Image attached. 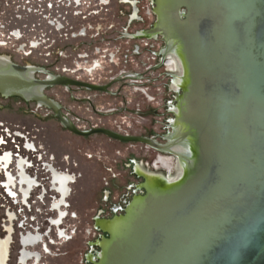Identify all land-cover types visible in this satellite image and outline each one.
I'll use <instances>...</instances> for the list:
<instances>
[{
    "label": "water",
    "instance_id": "1",
    "mask_svg": "<svg viewBox=\"0 0 264 264\" xmlns=\"http://www.w3.org/2000/svg\"><path fill=\"white\" fill-rule=\"evenodd\" d=\"M154 2L150 33L178 49L183 65L172 150L162 139L159 145L103 128L81 130L44 93L56 86L109 92L117 80L37 79L46 72L9 60L0 67V97L48 109L76 136L103 135L177 156L154 154L145 192L133 191L125 214L100 225L108 238L94 264H264V0ZM181 71L169 53L160 135L171 132L167 105Z\"/></svg>",
    "mask_w": 264,
    "mask_h": 264
},
{
    "label": "rangeland",
    "instance_id": "2",
    "mask_svg": "<svg viewBox=\"0 0 264 264\" xmlns=\"http://www.w3.org/2000/svg\"><path fill=\"white\" fill-rule=\"evenodd\" d=\"M28 2L0 0V36L8 37L7 45L0 46V56L17 65L98 85L120 76L148 73L150 82L140 78L120 80L112 88L113 96L60 86L44 93L81 130L102 127L124 135H160L165 63L162 66L156 64L161 61L163 43L159 35H151L149 39L142 37L144 31L157 23L154 0H107L108 5L101 7L98 0L91 4L86 2L87 5L81 8L83 12L88 13L93 8L99 12L86 19L75 17L71 7L62 8L53 13L55 17L62 16L59 21L65 30L61 32H55L46 22L51 11L42 12V15L41 12L29 13ZM111 26L119 30L108 29ZM84 28L87 29L86 36H83ZM12 31H19L23 38L20 41L11 38ZM35 39L48 42L32 50L31 54L26 49L20 51L24 44ZM146 44L150 46L145 47ZM95 64L99 66L94 68ZM150 67L151 70L146 71ZM35 77L43 79L44 75L36 73ZM116 109H120L119 113L113 111ZM14 133L25 139L15 137ZM0 135L12 137L7 145L0 144V159L8 152L13 156L6 169L0 161V241L7 236L8 213L16 214L11 222L14 231L6 264H17L21 234L33 229L44 231L47 227V206L55 197L43 166L47 162L57 169L69 170L76 176V182L71 184L67 199L69 214L60 225L68 239L57 240L54 228L51 233L45 230L55 243L51 245L45 237L52 254L41 253L40 264H89L83 259L98 251L90 244L105 237L92 223V218L109 220L120 216L121 211L110 209L118 204L124 208L120 196L125 195L128 202L134 191L126 190L124 186H137L140 180L131 173V162L136 168L141 162L150 163L154 151L140 143H119L103 135L76 136L62 129L48 109L13 98L0 97ZM26 141L41 147L40 153L26 152L23 149L27 147ZM157 142L160 144V138ZM75 145L83 147V152L72 150ZM68 155L70 160L66 159ZM18 157L27 165L32 162L27 173L49 189V194L42 199L38 195L39 189L31 192L27 199L30 207L15 204L4 186L7 173L17 176L14 161ZM75 164L78 167H74ZM120 179L128 181L127 184Z\"/></svg>",
    "mask_w": 264,
    "mask_h": 264
},
{
    "label": "flooded vegetation",
    "instance_id": "3",
    "mask_svg": "<svg viewBox=\"0 0 264 264\" xmlns=\"http://www.w3.org/2000/svg\"><path fill=\"white\" fill-rule=\"evenodd\" d=\"M136 2H137V0H136ZM136 2H134V4ZM101 5H103V6L108 5L107 0H103ZM154 28H155V26L152 29L148 30V31H144L143 34H142V37L149 39L151 37L150 31L153 30ZM108 29H110V30H113V29L114 30H119L117 27H114V26H111ZM86 32H87V29L84 28L83 36H86ZM155 35H159L161 37V41L163 43V48H162V51L160 53V58H161L160 60L161 61L157 62L156 66L157 65L158 66H162L163 63L166 62L167 55L169 53H173L174 52V54L176 56V59L179 62V66H180V68L182 70L181 71L182 74H181V77H180L181 78V82H180V84L178 86H176L175 83L173 84V87H174V90H175L174 91L175 95L173 97L172 102L167 105L169 113L173 116L171 121L167 122V127H168V129L171 130L170 134H165V135H145V136H139V137L153 139L156 143H158L157 140H158V138H160L163 141H165V143L163 144L164 146L171 144L170 145V149L172 150V146L176 145V142H177L176 135H177L178 131H176V133H175L174 132V130H175L174 127H177L175 123H177L178 98H179V96L182 95V87H183V83H184V81H183V65H182L181 59L179 58V50L176 49V48H173L172 45L168 44L166 42V40L164 39V37L161 35V33H157ZM149 46H150L149 44L145 45V47H149ZM98 66H99V64H95L93 67L95 68V67H98ZM91 70L92 69H90L88 71H91ZM149 70H151V67L149 69H147L146 71H149ZM45 72L46 73H43L44 76L47 75V74H52V73H50L48 71H45ZM167 74L170 75V73H168V72H167ZM172 76H174V75H172ZM124 78L130 79V80L137 79V78L139 79L140 78V79H143V80L148 81V82L151 81V78L149 77L148 73H142V74L139 73V74H135V75L132 74V75H127V76H125L123 78H121V76H120V78H112V79H110V81L108 83H110L113 80H117L118 82L114 83L109 88V92H101V93H103L104 95H107V96L115 95L113 93V90H112L113 86H115L117 83H119L120 80H122ZM108 83L100 84V85H106ZM120 92H121V90L118 91L119 94H120ZM119 110L116 109V110H113V111L119 113ZM53 117H54V115H53ZM58 124L61 126V124L59 122H58ZM91 128H102V127H91ZM62 129L66 130L63 127H62ZM103 129H107V128H103ZM108 130H111V129H108ZM111 131H113V130H111ZM114 132H117V131H114ZM54 135L56 137L58 136L57 133H54ZM122 135H124V134H122ZM125 135H127V134H125ZM130 136H134V135H130ZM109 139H111V138H109ZM111 140H114V139H111ZM114 141H116V140H114ZM117 142H119V141H117ZM119 143H124V142H119ZM159 145H161V144H159ZM144 147L150 149L151 151H154L155 154H168L171 157H173V159L178 161L177 156L172 154V153H168L166 151H161V150H158V149H155V148H152V147H147V146H144ZM40 148L41 147H37V152L38 153H40L39 152ZM72 150H74V151H76L78 153H81V152H83V147L75 145V146L72 147ZM71 156L68 155V157L66 159L70 160ZM40 157L42 158L41 154H40ZM9 160H10V156L8 154H5L3 156V158H2V161L4 162L5 166L8 164ZM22 164H23V162L19 161L17 163V169L21 170L19 172L20 178L22 179L23 182L25 181V183H26L28 181V179L22 174V168H21ZM48 164H49V166H50V168L52 170V180H53V183L56 185V187L53 188L52 190H50V191H52L54 193L55 197L52 198V201L47 206L49 210H47V214H46L47 215L46 217L48 218V220H46L47 227H46L45 230H48L51 233L52 229L54 228L55 232L57 234V237H56L57 240H62V239L63 240H67L68 239L67 235L65 234L64 230H61V226L60 225L63 223V220L65 219V216H68V214H69L68 209L70 208V204H69L67 199L69 198L70 193H71V188H70L71 184L76 182V176L71 174L69 172V170H66V169H61L60 170V169L55 168L52 164H50V163H48ZM131 165H132L131 173L133 174L134 177L140 178L142 180V182L138 186H135L133 184H130V185L127 184L128 181H126L125 179H122V180L120 179L122 182H124V185L127 184V186L123 185L124 188H126V190H128V191L133 189L134 191L135 190H137V191L141 190V191L145 192L144 187H143L144 184H145V178L144 177H146L147 175H150L148 173L149 170L154 171V169L152 168V166L149 163H146V162L145 163L141 162L139 165H137V168H136V164L133 161L131 162ZM74 167H78V165L75 164ZM79 177H82V174L81 175L79 174ZM118 177H120V176H118ZM156 177H158V176H156ZM160 177L161 176H159L158 178L159 179H163V178H160ZM114 178H116V176H114ZM6 180H7V185L8 186H10V184L13 185V177H12L11 174L8 173V175L6 177ZM37 189H39V194L38 195L41 196V199L43 198L44 195L49 194V190H46L43 187V185H41V184H31V185L27 186V188H26V190L24 192L25 199L27 200L28 197L31 195V192H33L35 190L37 191ZM10 194L13 195V193H10ZM135 197L136 196H133L130 201H132ZM120 199H121V203L124 204V208H122L121 205L118 204V205H113V207L110 210L112 212L121 211V212H123L125 214V211H126L128 205L131 202L130 201H129L130 203L127 202V198H126L125 195L120 196ZM10 214L11 213L9 212L8 216H7L8 217L7 224H9L8 227L6 228L7 229V231H6L7 236L2 241H0V264H6V262H7V258H8V254H9V246H10L11 239H12L11 234L14 231V228L12 227V224L10 222H12L15 219V217H12V216L9 217ZM75 216L76 215L74 214L73 217H75ZM115 218H118V217H115ZM115 218L112 217L109 220H106L104 218H102V219L101 218H92V220H91L92 223L97 226V230L99 232L104 233L105 237H101L99 239V241H96L95 243H91L90 244V247H95V248H97L98 251L94 252L92 255L86 256L83 259V261H85L86 263H89V264H94L96 261H98V257H99L98 254L101 251L100 244L102 242V239L103 238H108V234L103 231V229L100 227V225L102 223H104V222L111 221V220H113ZM34 231L37 234L34 237L29 235L26 238H21L26 233L21 234L20 240H19L20 250H19V253H18L17 264H28V262H30L31 264H40L41 253L47 254V255L48 254L49 255L52 254V251L50 250L49 244L47 242L48 240L51 239V236H49L48 234H45L44 231H41V230L38 231L37 229H33V232ZM29 232H31V231H29ZM45 237H47V241H46ZM50 241H51L50 243H52L51 245H53L55 243L52 240H50Z\"/></svg>",
    "mask_w": 264,
    "mask_h": 264
},
{
    "label": "built area",
    "instance_id": "4",
    "mask_svg": "<svg viewBox=\"0 0 264 264\" xmlns=\"http://www.w3.org/2000/svg\"><path fill=\"white\" fill-rule=\"evenodd\" d=\"M28 1H29L28 2L29 6H27V8H28L29 13H32V12L40 13L41 12V15H42L43 13H49V11L52 12V15H49L48 17H46V22L50 26V28H52L55 32H61V31L65 30V27L59 21V19H61L62 16L59 15V17H55V15L53 14L57 11H60V9H62V8H70L71 7L72 9H74L73 15L75 17H78V18L81 17L83 19H86L87 17H90L91 15L96 16L99 14L98 10L95 11L94 8L90 9V11L88 13L83 12V10L81 9V8H84L87 5V3L91 4V3H94L96 0H86V1H84V0H28ZM102 1L103 0H98L99 7L103 6V5H101ZM87 8L89 9V7H87ZM3 28L6 29V26H3ZM9 35L11 38H14L16 41H20L23 38V36L20 34L19 31H17V32L12 31ZM7 38L8 37L7 36L5 37V35L0 36V46H6L7 45ZM46 42H48V41L42 40V39H35V40L28 41L26 45L24 44L22 46V49L20 51L24 52L26 49V52L28 54H31L32 50H35V49L41 47L42 44H46ZM37 108H40V107L37 106ZM6 132H8V130ZM14 136L17 138L25 139V137L20 135L19 133H14ZM10 139H12V137L10 135H7V136L6 135H0V144L1 145H7L9 143ZM27 142L28 141H26V143ZM31 144H34V143H31ZM23 149L26 152L33 153V152H30V150L27 147L23 148ZM36 153H38V152H36ZM32 166L33 165L31 162L30 167L27 166V169L31 168ZM43 166H45V165H43Z\"/></svg>",
    "mask_w": 264,
    "mask_h": 264
},
{
    "label": "bare ground",
    "instance_id": "5",
    "mask_svg": "<svg viewBox=\"0 0 264 264\" xmlns=\"http://www.w3.org/2000/svg\"><path fill=\"white\" fill-rule=\"evenodd\" d=\"M9 61V59L7 57H1L0 56V67L2 68L3 65H5V63H7ZM27 148L30 150V152H33V153H36L37 152V147L34 145V144H31L29 142H27ZM5 154H8L10 156V160L8 162V164L5 166L4 165V162L2 161V158ZM2 158L0 159L1 163L3 164L4 166V169H6L9 165V163L12 161V154L11 153H5ZM40 156V155H39ZM41 158V157H40ZM19 161H22L23 164L21 166L22 168V174L28 179V181L25 183V181L23 182L22 179L20 178V175H19V172L21 170L17 169V163ZM14 164H15V170H16V173H17V176H13V185L10 184V186L7 185V180H6V183H5V187L7 189V194L10 198L14 199L15 200V204L19 203L20 205L24 206V205H27L28 207H30L29 203L27 202V200L25 199L24 197V192L27 188L28 185H31V184H40L38 180H36L35 178H32V176H30L28 173H27V166L30 167V165H27L25 160L23 158H19L17 160L14 161ZM45 172L48 174L49 178H48V181H49V184H50V187L52 190L53 188L56 187V185L53 183V180H52V170L49 166L48 163H45ZM8 173L6 174V177H7ZM49 190V189H48ZM10 193H13V195H11ZM20 200V201H19ZM12 216V217H16V214L14 213H11L9 215V217ZM11 223V222H10ZM11 227V226H10ZM36 236V232L34 231H31V232H27L25 235H23V237L21 238H26L27 236Z\"/></svg>",
    "mask_w": 264,
    "mask_h": 264
}]
</instances>
